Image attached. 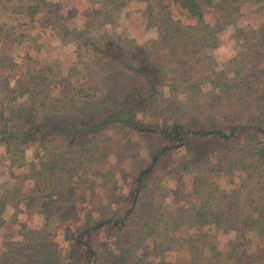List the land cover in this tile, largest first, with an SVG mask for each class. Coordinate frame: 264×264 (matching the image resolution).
I'll use <instances>...</instances> for the list:
<instances>
[{"label": "trees", "instance_id": "1", "mask_svg": "<svg viewBox=\"0 0 264 264\" xmlns=\"http://www.w3.org/2000/svg\"><path fill=\"white\" fill-rule=\"evenodd\" d=\"M131 1L144 2L142 27L157 32L141 44L113 28ZM84 3L99 7L84 26L96 20L109 29L76 33L53 1L0 0V24L8 33L12 23L15 49L30 54L28 32L38 29L74 35L89 55L64 71L37 62L33 81H0V159L20 169L32 145L35 158V166L9 171L0 206H20L44 229L52 218L69 221L67 204L88 192L63 264H264V0ZM249 8L253 23L236 26ZM231 26L232 77L220 81L207 49ZM19 88L29 113L8 106ZM130 137L143 149L126 158ZM180 150L186 157L166 170ZM170 180L181 204L166 201ZM230 231L237 241L220 244ZM94 235L114 237L108 253L93 248ZM15 245L0 264H58L55 243L37 249L22 234Z\"/></svg>", "mask_w": 264, "mask_h": 264}, {"label": "rangeland", "instance_id": "2", "mask_svg": "<svg viewBox=\"0 0 264 264\" xmlns=\"http://www.w3.org/2000/svg\"><path fill=\"white\" fill-rule=\"evenodd\" d=\"M53 1L59 3V14L62 15L63 21L67 27L77 26L76 33L78 31H83L86 33H96L104 29H109L110 25L106 23H97L94 20L92 23L85 22L84 26V15H96L99 7L94 6L93 9L86 6L85 0H45ZM72 3V4H71ZM64 5V6H63ZM144 5V2H134L131 1L130 4L123 8L122 11L112 20L113 28L116 32H124L128 37L135 39L138 43H143L146 40L152 39L157 35V32L153 28H143L140 22V16L137 12ZM63 6V7H62ZM78 6V7H76ZM66 7V9H65ZM177 10V9H176ZM179 13L181 19L186 18L185 13L178 9L176 11ZM253 8L246 9L244 14L237 20L236 26L250 25L253 23L252 13ZM61 17V16H60ZM211 18H209L210 21ZM188 20V19H187ZM99 21V19H98ZM259 22V21H257ZM64 23V22H60ZM72 23V24H70ZM47 25V24H46ZM9 32L4 33V28L0 24V81H8L10 86H14L16 83H22L23 81H33V72L37 69V62H54L57 64L58 68L65 70L66 68L74 67L78 64L79 60L83 61L88 58V52L86 49L80 48L77 50V45L81 43L80 39L75 38L72 34H67L66 39L62 40L56 36H50L46 31H39L38 29H33L28 32L30 43L34 44L31 53L15 49L10 43L12 38L11 29L13 28L12 23L8 22ZM40 29V28H39ZM43 29V27H42ZM45 30V29H44ZM38 35L35 37V32ZM219 45L207 49V52L211 55L212 64L216 72H218V77L220 81L230 80L232 75L228 72L229 58L234 55L237 44L233 39V26L224 30L218 37ZM31 68V70H30ZM203 92L207 95H211V86L209 84L202 85ZM16 99L8 103L10 110L12 112H23L29 113V101L26 97V93L22 88L18 89L16 94ZM125 157H135L140 150L143 149V142L137 138L130 137L125 140ZM33 150V145L29 147L27 152H25L26 161L23 163L22 168L17 169L21 171L28 165L35 166V158L31 151ZM1 151V150H0ZM40 153V151H37ZM1 156V153H0ZM186 157V151L180 150L170 156L169 161L166 165V170L175 166L181 159ZM8 163L0 159V197L1 185L6 181V177L9 174L16 173L14 168L8 169ZM165 170V171H166ZM2 171H6L2 174ZM172 181L170 180L165 184L168 190L167 195L171 199H166V201L178 202L181 204L184 199H189L191 195L188 192V178L184 177V199L179 198L176 194V190L171 186ZM228 188L229 186H225ZM84 191L82 194L80 191H76L74 196L75 199L67 204V218L69 221L58 220L57 218H52L48 224V228H41L42 219L38 216L26 215L21 210V207L16 205V207H11L6 203L5 206H0V256L2 258L8 257V249L15 247V242L20 241L23 237L25 239L29 238L31 241V246L40 249V247L51 245L55 243V254L58 264L61 263L63 259H67L65 254L69 251V238L73 232H76V227L81 220L82 209L87 208V193ZM180 199V200H179ZM83 201V202H82ZM86 202V203H85ZM178 204V205H179ZM89 208V206H88ZM87 208V209H88ZM59 214V212L57 213ZM60 215V214H59ZM25 224L28 228L23 229L21 224ZM24 232H27L24 234ZM120 237L121 235H117ZM116 237V236H115ZM237 233L235 231H230L229 234L224 235L219 238V243L224 244L226 242L237 241ZM114 237H103L94 235L91 239L93 248L100 252H107L113 246ZM239 249V248H236ZM54 256V257H55ZM62 262L61 264H63Z\"/></svg>", "mask_w": 264, "mask_h": 264}]
</instances>
